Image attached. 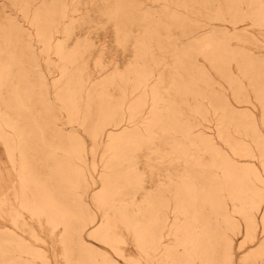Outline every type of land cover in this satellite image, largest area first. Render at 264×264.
I'll use <instances>...</instances> for the list:
<instances>
[{"label": "rangeland", "instance_id": "1", "mask_svg": "<svg viewBox=\"0 0 264 264\" xmlns=\"http://www.w3.org/2000/svg\"><path fill=\"white\" fill-rule=\"evenodd\" d=\"M0 264H264V0H0Z\"/></svg>", "mask_w": 264, "mask_h": 264}]
</instances>
